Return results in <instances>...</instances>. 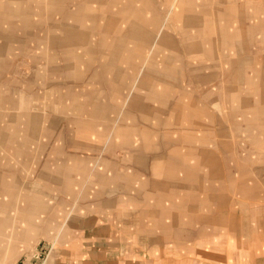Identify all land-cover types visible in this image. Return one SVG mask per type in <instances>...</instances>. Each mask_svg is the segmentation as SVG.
<instances>
[{
	"label": "rangeland",
	"instance_id": "rangeland-1",
	"mask_svg": "<svg viewBox=\"0 0 264 264\" xmlns=\"http://www.w3.org/2000/svg\"><path fill=\"white\" fill-rule=\"evenodd\" d=\"M71 222L264 264V0H0V264Z\"/></svg>",
	"mask_w": 264,
	"mask_h": 264
},
{
	"label": "crops",
	"instance_id": "crops-1",
	"mask_svg": "<svg viewBox=\"0 0 264 264\" xmlns=\"http://www.w3.org/2000/svg\"><path fill=\"white\" fill-rule=\"evenodd\" d=\"M194 208L195 207H193V209ZM180 209L181 210L177 212L176 215L178 224L181 214H183V217L185 218L186 206L184 207L183 205L180 207ZM193 209L191 213L188 210L187 212L190 213V216L192 215V220H194V223L192 224H195V221H197L194 227H200L202 224L201 217L195 218L199 214L198 210ZM148 214L152 215L151 213ZM236 218L237 217H234V223H230L229 229L231 232H233L238 243L239 240L242 239L241 236L243 235V225L240 226L239 231ZM97 219L99 220L98 217ZM218 223L219 226L223 224V227H225V222L218 221L216 224L215 221L211 223L210 220L208 221V224L203 222V224H207L210 228L217 225ZM75 226L76 225H73V222H71L64 229V242L58 245L60 250H63L64 252L62 256L59 255L60 257L58 256L54 259L48 260L46 264H224V261L220 260L218 262L212 257L197 258V256L199 257L200 250L196 248V245L200 244L201 236H199L200 232L197 233L193 229L194 227H191L190 223V229L193 230H191L192 232L190 231L192 237L189 238V241L192 245L189 244V241L188 243L186 242L184 238L185 231L182 232L180 228H176L179 232V235H181H178L177 238V247L182 251V253L179 254L180 257L178 258H169L168 256L165 257L162 252V245L160 253H158V257H153L154 250L151 248L152 246L148 245H145L143 250H140V253H138V247L136 245H132L130 243H121L119 239L111 237V228H106L105 226H101V224H98L95 228L84 227L83 225L78 227ZM179 227L185 229V225ZM169 229L170 228L168 226L162 227V235L167 234L168 237ZM66 234L72 235L74 237H66ZM89 237H93L96 240H89L92 242H84V240L89 239ZM191 250L194 252V254L191 255L190 253H186L190 252ZM209 256L212 255L209 254Z\"/></svg>",
	"mask_w": 264,
	"mask_h": 264
},
{
	"label": "bare ground",
	"instance_id": "bare-ground-1",
	"mask_svg": "<svg viewBox=\"0 0 264 264\" xmlns=\"http://www.w3.org/2000/svg\"><path fill=\"white\" fill-rule=\"evenodd\" d=\"M191 19H192V18H191ZM198 19H199V18H198ZM189 20H190V19H189ZM192 20H193V19H192ZM183 21H184V20H183ZM200 21H201V20H200ZM184 22H185V21H184ZM188 22H189V21H188ZM191 22H192V21H191ZM191 22H190V23H191ZM193 23H194V22H193ZM194 25H195V24H194ZM250 25H251V24H250ZM134 27H135V26H134ZM138 28H139V27H138ZM135 29H136V28H135ZM135 29L130 30L128 34L133 36V34H135ZM136 32H137V31H136ZM142 35H143V34H142ZM195 68H196V67H195ZM231 73H232V72H231ZM12 115H13V114H12ZM14 116H15V115H14ZM14 116H13V117H14ZM12 119L14 120V118H12ZM10 121H11V120H10ZM12 122H13V121H12ZM29 130H30V129H29ZM35 130H36V129H35ZM31 133H32V132H31ZM30 136H31V135H30ZM33 138H34V137H33Z\"/></svg>",
	"mask_w": 264,
	"mask_h": 264
}]
</instances>
